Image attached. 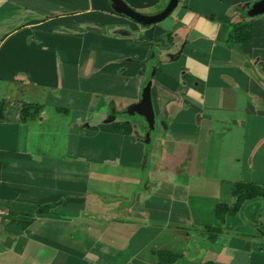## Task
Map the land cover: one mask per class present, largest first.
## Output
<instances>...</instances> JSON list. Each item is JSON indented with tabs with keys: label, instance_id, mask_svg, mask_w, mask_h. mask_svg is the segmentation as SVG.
<instances>
[{
	"label": "crops",
	"instance_id": "obj_1",
	"mask_svg": "<svg viewBox=\"0 0 264 264\" xmlns=\"http://www.w3.org/2000/svg\"><path fill=\"white\" fill-rule=\"evenodd\" d=\"M120 1L146 17L170 2ZM257 1L179 0L144 26L115 0H0V264H129L133 244L140 252L172 227L174 240L201 238L207 261H220L206 240L221 235L229 264L235 255L264 264V231L238 216L218 236L205 230L219 225L216 205H233V184L264 186V14H249ZM244 20L253 41L238 46L229 36ZM148 82L156 130L146 147L134 128L118 135L113 124H130ZM24 104L42 109L23 122ZM116 180L143 186L124 203ZM245 214L264 228L260 203Z\"/></svg>",
	"mask_w": 264,
	"mask_h": 264
},
{
	"label": "rangeland",
	"instance_id": "obj_2",
	"mask_svg": "<svg viewBox=\"0 0 264 264\" xmlns=\"http://www.w3.org/2000/svg\"><path fill=\"white\" fill-rule=\"evenodd\" d=\"M250 17H253V16H250ZM257 17V16H255ZM254 18V17H253ZM152 74V72H151ZM142 118L139 116V115H133V116H127L126 120L130 122V124L133 126V128L135 129V132L137 133L136 135L138 136V138H143L145 139L146 137V134H147V131L144 132V136H142V132H141V129L139 128L140 126H138L136 124V121H142L141 120ZM140 124V122H138ZM143 124V123H142ZM158 125V123H157ZM145 126V124H144ZM155 130L156 128L152 131V134H151V137L150 139L154 138L155 136ZM145 141V140H144ZM144 146L148 147L150 145V143H144L143 144ZM150 151V150H149ZM149 151H147V154L149 155ZM58 152V151H57ZM145 156V155H144ZM145 158V157H144ZM143 163H144V159H143ZM148 164L149 161H148ZM175 164H170V168L174 167ZM182 167V166H181ZM114 185L115 187H117V190H121V189H124L123 190V195L125 197V201L124 203H128L130 200H131V194L136 190L138 191L137 189H140L141 186H143V183L142 182H139V185L138 187H136V183L133 182V181H123V180H116L114 182ZM123 188H121V187ZM203 183L201 180H199V187H203ZM199 191V189L197 190ZM127 206L126 204H122V205H119L120 208H124V209H127ZM262 206V204H261ZM125 213V212H124ZM212 217L210 219H207L206 221H210L211 219H213V214L211 215ZM124 219L126 218L125 215L123 217ZM245 219L248 221V217L247 215L245 214ZM217 224H219L218 226H214L215 230H212L211 228H207L206 227V232L208 233H212L213 235H219V233H224L226 231V228H225V224H221L219 223V221L217 219H215ZM256 225H257V228H253L251 230H255V232H259L261 235H263V231H264V228L260 229V225H259V220L257 222H255ZM192 223H189L186 225V228H191L190 226ZM242 224L244 226H248L246 222L242 221ZM196 226V225H195ZM199 227L200 231L203 230V227L202 225H197V228ZM202 227V228H201ZM196 227H193V230L197 229ZM175 227H172L170 228L169 230H167L166 233H168V235H166V237H162V238H156L152 241V243L149 245L146 244L145 247L139 252V245L140 244H133L130 248L129 253L131 252H134L135 251V254H136V259L135 261H131L129 262V264H143V260H139L138 257L141 256V258H144L146 259L149 263H150V258L153 262H155V256H152L150 254V251H156V250H169V251H173L175 253H178V254H181L183 255V257L176 263V264H195V263H202V262H205L207 261L206 260V257H204V252L203 250L207 247L206 245H203V240L200 238L196 239L194 238L193 235L189 236V238L187 239L186 236H184V238L182 239L181 237L180 238H177V239H173V237L171 238V236H173L172 234L175 232ZM187 230H183V233H185ZM190 231V230H189ZM188 231V234H190ZM175 234V233H174ZM186 235V234H185ZM168 237V239H167ZM137 238V237H136ZM145 239V237H143V240ZM183 241H182V240ZM214 238H211L210 240L207 239L206 241H208L209 243V247L211 249L214 250L215 253V256H219V260L220 261H215V260H211L210 261H213V262H216L217 264H229V262L231 260H229L233 254L232 251L228 250V242H227V239L226 237L224 236H219V237H215V239L213 240ZM259 239L261 240L262 244L264 243V236H259ZM137 240H139L137 238ZM147 240H144L143 242H146ZM120 247V251L122 252L124 250V248L126 249L127 248V245L126 244H123L122 245V242L120 243L119 245ZM151 255V256H150ZM122 258V257H121ZM120 259V257H119ZM235 263L234 264H244L246 261V258L242 257V255H235ZM122 262V261H121ZM113 264H120V261L117 262L115 261Z\"/></svg>",
	"mask_w": 264,
	"mask_h": 264
},
{
	"label": "trees",
	"instance_id": "obj_3",
	"mask_svg": "<svg viewBox=\"0 0 264 264\" xmlns=\"http://www.w3.org/2000/svg\"><path fill=\"white\" fill-rule=\"evenodd\" d=\"M144 26L147 25L144 24ZM253 33V21L244 20L238 24L232 25L229 42L238 46L249 44L253 41ZM41 109L42 107L39 105L24 104L20 112L21 121L24 122L32 119L40 113ZM147 131H149L148 127ZM113 132L118 135L129 136L132 135L134 131L131 124L123 121H115L113 124ZM144 140L145 139L143 138L141 140L143 144L145 143ZM231 194L234 200L233 205L231 207L226 204L216 205L215 218L219 221V223L224 224L227 216H238L242 221L246 222L248 226L257 229L256 223H250L245 219L244 210L249 205L254 203H260L262 206H264V186L238 182L233 184L231 187ZM212 230H215V228ZM150 253L151 255L155 256L156 264H176L183 257L181 254L164 249L151 251ZM195 264H213V262L205 261Z\"/></svg>",
	"mask_w": 264,
	"mask_h": 264
},
{
	"label": "water",
	"instance_id": "obj_4",
	"mask_svg": "<svg viewBox=\"0 0 264 264\" xmlns=\"http://www.w3.org/2000/svg\"><path fill=\"white\" fill-rule=\"evenodd\" d=\"M115 1L118 4L116 7L119 13L135 20L138 23L146 24V25H150L157 21H161L163 18L167 17L177 7L178 2H179V0H170L169 4L167 5L165 10L161 14L157 16H153V17H146L144 15H141L135 12L134 10H132L131 8L123 4L120 0H115ZM249 14L250 16L252 15L253 17L263 15L264 14V0H259L255 2L252 5L251 12ZM129 112L133 114H137L145 119L149 127V131L147 132L146 137H145V143H149L150 133L154 130L155 123H156L155 112H154L152 96H151V82H148L146 84V86L144 87L142 91L140 101L136 105L131 107L129 109ZM146 160H147V156H145L144 158V164Z\"/></svg>",
	"mask_w": 264,
	"mask_h": 264
},
{
	"label": "flooded vegetation",
	"instance_id": "obj_5",
	"mask_svg": "<svg viewBox=\"0 0 264 264\" xmlns=\"http://www.w3.org/2000/svg\"><path fill=\"white\" fill-rule=\"evenodd\" d=\"M148 126V125H147ZM155 127H156V125H155ZM149 128V127H148ZM155 129V128H154ZM151 134V133H150ZM146 156V155H145ZM144 156V157H145ZM148 162V158H147V160H146V162H145V164L143 163V166H145L146 165V163Z\"/></svg>",
	"mask_w": 264,
	"mask_h": 264
}]
</instances>
